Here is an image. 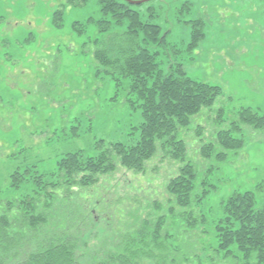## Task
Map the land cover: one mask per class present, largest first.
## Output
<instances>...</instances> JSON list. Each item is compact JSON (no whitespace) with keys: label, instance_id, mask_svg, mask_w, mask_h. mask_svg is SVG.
<instances>
[{"label":"rangeland","instance_id":"1","mask_svg":"<svg viewBox=\"0 0 264 264\" xmlns=\"http://www.w3.org/2000/svg\"><path fill=\"white\" fill-rule=\"evenodd\" d=\"M132 7L161 27L165 43L157 47V60L163 72L182 63L188 76L219 86L221 93L201 106L187 127L174 131L175 139L160 138L139 162L117 161L112 175L101 176L90 194L99 217L88 245L115 239L136 215L146 217L153 200L167 210L171 180L186 152L198 180L205 179L206 190L194 201L205 223L195 228L186 249L185 236L178 235L184 223L168 218L169 244L187 250V264H212L230 196L252 192L254 207L264 208V122L255 127L250 114L242 115L247 107L264 114V0H149ZM103 18L100 0H0V202L32 191L39 173L55 177L68 152L94 156L109 142L136 144L146 132L143 123L154 122L128 92L127 80L99 72L94 52L129 23L102 31ZM197 19L205 36L191 51L189 22ZM238 116L241 128L233 135L240 141L218 146L214 134ZM178 140L183 145L177 152ZM209 142L213 154L222 152L210 161L201 151ZM28 170L21 183L13 182V174ZM223 247L220 263L246 264L237 243ZM148 256L120 262L158 264L159 253Z\"/></svg>","mask_w":264,"mask_h":264},{"label":"trees","instance_id":"2","mask_svg":"<svg viewBox=\"0 0 264 264\" xmlns=\"http://www.w3.org/2000/svg\"><path fill=\"white\" fill-rule=\"evenodd\" d=\"M67 1L76 3L86 0ZM100 1L104 18L98 24L102 31L113 23L123 25L125 20L129 23L127 30L114 35L109 43L100 44L94 52L99 72L127 80L128 92L140 101L154 122L143 123L146 132L143 140L136 144L109 142L94 156H87L81 151L68 152L61 160L55 177L46 178L39 173L33 179L35 186L32 191L2 200L0 264H122L120 261L132 263L139 256L154 257L158 253V264H187V242L192 245L189 240L195 234V228L205 223V216L194 209L195 199L206 190L201 187L205 179L198 180L196 166L186 159L184 152L179 157L184 163L178 175L171 180L173 186H170L167 210L159 200H153L146 207L150 209L146 217L136 215L133 223L126 224L125 230L117 231L115 239L88 245L87 237L99 217L96 215L97 202L94 203L90 194L94 191L92 187L100 183L101 176L112 175L117 161L124 165L127 161L139 162L143 156H148V152L154 151L160 138L175 139L174 131L187 127L200 107L221 93L219 86L188 76L182 63L176 67L172 65L163 72L157 60L160 54L157 47L165 43L160 25L143 20L139 10L133 8L130 2ZM189 23L193 25L189 49L194 51L205 36V28L200 19ZM245 113L250 114L248 119L255 127L264 122V114L258 115L249 107L244 108L242 115ZM238 118L231 123L232 126L220 128L214 134L218 137V146L227 148L240 141L233 135L241 128L242 120L240 116ZM101 141L104 142V139ZM178 141L175 143L177 152L183 145L181 140ZM165 142L169 147L170 143ZM213 146L212 142L201 145L208 161L213 156L217 159L222 153L217 151L213 154ZM26 173L29 170L13 174V182L21 183ZM252 194L246 192L230 196L226 203L229 213L218 231L223 246H230L233 242L238 244L244 252L246 264H264V208L254 207ZM176 207L181 211L177 212ZM168 218L173 223H184L179 227L182 233L178 235L185 236L182 244L186 249L172 248L169 244ZM222 245L211 258L212 264H222ZM194 247V253H197ZM227 251L230 258L234 257L231 249Z\"/></svg>","mask_w":264,"mask_h":264},{"label":"water","instance_id":"3","mask_svg":"<svg viewBox=\"0 0 264 264\" xmlns=\"http://www.w3.org/2000/svg\"><path fill=\"white\" fill-rule=\"evenodd\" d=\"M146 1H149V0H138V1L130 0L129 2H130V3H133V4H140V3H142V2H146Z\"/></svg>","mask_w":264,"mask_h":264}]
</instances>
